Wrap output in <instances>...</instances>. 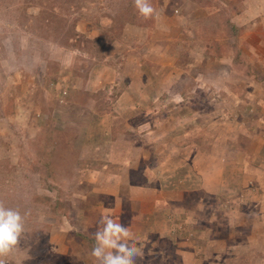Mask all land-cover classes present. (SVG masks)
I'll list each match as a JSON object with an SVG mask.
<instances>
[{
	"label": "rangeland",
	"instance_id": "374dc122",
	"mask_svg": "<svg viewBox=\"0 0 264 264\" xmlns=\"http://www.w3.org/2000/svg\"><path fill=\"white\" fill-rule=\"evenodd\" d=\"M0 0V264H264V0Z\"/></svg>",
	"mask_w": 264,
	"mask_h": 264
},
{
	"label": "clouds",
	"instance_id": "9594fccd",
	"mask_svg": "<svg viewBox=\"0 0 264 264\" xmlns=\"http://www.w3.org/2000/svg\"><path fill=\"white\" fill-rule=\"evenodd\" d=\"M134 7L145 18L157 14L150 0H134ZM26 215L14 207L0 204V257L18 250L26 229ZM129 230L130 225L120 218H101L100 227L93 233L91 250L96 264H138L143 246L135 239L125 238Z\"/></svg>",
	"mask_w": 264,
	"mask_h": 264
}]
</instances>
